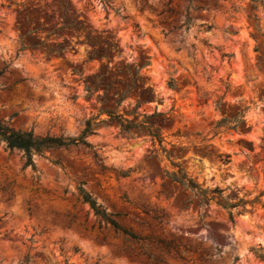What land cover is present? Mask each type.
Returning <instances> with one entry per match:
<instances>
[{
	"label": "rangeland",
	"instance_id": "rangeland-1",
	"mask_svg": "<svg viewBox=\"0 0 264 264\" xmlns=\"http://www.w3.org/2000/svg\"><path fill=\"white\" fill-rule=\"evenodd\" d=\"M91 49L111 50L114 71L101 85L112 83L111 106L132 85L126 66L149 62L117 111L140 102L137 122L162 141L143 126L125 132L115 118L98 116L103 88L91 95L84 83L94 87L102 70L98 58L88 60ZM171 78L177 89L168 86ZM220 100L228 114L247 108L244 130L215 134ZM155 109L163 115H142ZM94 117L95 133L86 138L92 148H52L33 154V164L0 141V264H152L144 252L159 249L116 231L81 191L141 237L209 249L206 264H231L236 256L234 264H264L250 251L261 246L264 253V208L233 209V225L223 208L202 205L165 177L178 164L203 188L224 189L232 202L264 189L261 3L0 0V119L38 137H78ZM163 257L161 264H187Z\"/></svg>",
	"mask_w": 264,
	"mask_h": 264
},
{
	"label": "trees",
	"instance_id": "trees-1",
	"mask_svg": "<svg viewBox=\"0 0 264 264\" xmlns=\"http://www.w3.org/2000/svg\"><path fill=\"white\" fill-rule=\"evenodd\" d=\"M105 5L109 6L111 0H102ZM254 8H258V3H261L264 6L262 0H251ZM186 29H189L191 26V22L189 18H186ZM211 26H206V29H210ZM80 31L83 28L80 26ZM88 41V35H85ZM85 41V43H89ZM90 41V40H89ZM92 45V44H90ZM115 46H113L114 48ZM93 49V48H92ZM91 49V54L89 55V61L98 58L101 62L102 70L101 73H97L95 76L99 78V81L96 82L95 86H91L88 79L84 80L86 90L89 94L93 95L97 92L100 87L103 88L104 95H98L97 99L102 103V107L100 108L99 115L105 113L110 118H115L120 125V128L129 132L132 128L143 126L148 134L153 138H159V141H162V137L157 134V130L151 128L150 126H146L141 122H137L138 117L141 115L137 112L138 107L140 106V102H138L132 111H126L123 114H118V107L121 105L122 101L127 97L129 89H132L134 85H136L140 81V70L149 64V62H145L139 67L130 68V65L126 66V73L130 76L132 85L125 90L124 92H120V97L116 99V102L111 106L110 99L116 98V94L110 93V88L112 87V83L102 85V81L105 76L109 72L114 71L112 67H110L111 58L109 57L110 49H103L101 52L95 54L92 53L94 50ZM112 49V48H111ZM223 57H228L230 60L233 57V54H222ZM21 81V80H19ZM168 86L172 89H177V82L175 79L171 78L168 82ZM222 104L221 100L216 103L217 109L221 111L222 117L217 120L213 126L215 130V134H218L223 131L233 130L240 131L244 130L247 126V121L245 118V113L247 108L242 110H237L234 114H228L226 111L220 108ZM133 115V118L130 119L128 116ZM145 118H149L151 116H160L163 115L162 112L157 111L155 109L154 113L151 115L142 114ZM98 117H94L88 119L85 125L84 130L78 137H64V136H45L38 137L33 134L32 131H21L19 129H15L13 126L7 124L4 120L0 119V141H3L9 149H19L24 151L26 156V164H33L32 156L33 154H42L44 151L52 149V148H61V147H70V146H80L84 145L86 147L92 148L90 142L86 139L87 136L94 134L95 129L94 125L96 124V120ZM223 163H228L230 161V155L226 154L224 158H221ZM174 167H178V170L173 171H165V177L169 179L172 183L180 184L185 190H189L192 196H198L201 200L202 205L210 206L212 203L217 204L219 207L223 208L226 213L228 220L234 225L235 224V214L233 209L242 207L246 208L247 204H251L253 207L255 205H260L264 208V189H262L258 194H256L252 199L247 198H239L237 201H230L229 198L223 195L224 189L219 187L214 188H203L200 184H198L188 173L184 170V168L180 167L178 164L173 163ZM82 200L85 203H88L90 207L93 209L96 216L101 217L105 222L109 223L116 231L122 232L126 237H130L132 240L137 242H145L148 241L149 244H153L155 248H158L160 253L154 254L152 252L145 251L144 254L147 260L152 264H161L166 263L163 255L168 257H172L176 260L183 261L187 264H206L207 260L213 257V254L210 253V250L207 248H202L201 246H193L190 243H185L180 240L175 239H165L161 237H141L134 232L123 228L118 221H116L112 214H109L107 210L102 207V205L98 204L96 199L92 197L89 193L85 191H81ZM217 254L219 253L218 247L215 248ZM250 251L254 254L256 258L260 261L264 262V253L263 248L259 246L258 248H251ZM239 257L236 256L234 261L231 264H234Z\"/></svg>",
	"mask_w": 264,
	"mask_h": 264
}]
</instances>
